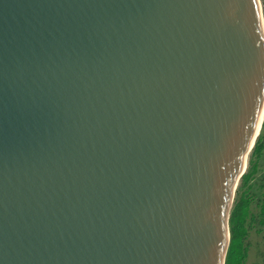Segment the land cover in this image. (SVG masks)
<instances>
[{"label": "water", "instance_id": "1", "mask_svg": "<svg viewBox=\"0 0 264 264\" xmlns=\"http://www.w3.org/2000/svg\"><path fill=\"white\" fill-rule=\"evenodd\" d=\"M263 122L260 0H0V264H225Z\"/></svg>", "mask_w": 264, "mask_h": 264}, {"label": "rangeland", "instance_id": "2", "mask_svg": "<svg viewBox=\"0 0 264 264\" xmlns=\"http://www.w3.org/2000/svg\"><path fill=\"white\" fill-rule=\"evenodd\" d=\"M260 6L262 9V17L264 22V0H260ZM262 128L256 141V143L258 142L257 144H259L257 153L255 154L254 146L248 156V164L245 171L246 174L249 171L252 162H255L257 170L249 182L251 210L253 212L254 220L250 223L248 237L245 241L248 248L246 264H264V223L261 222V220L264 218V128ZM241 184L242 179L239 181L237 186L233 207L235 206L237 198L239 197V189Z\"/></svg>", "mask_w": 264, "mask_h": 264}, {"label": "trees", "instance_id": "3", "mask_svg": "<svg viewBox=\"0 0 264 264\" xmlns=\"http://www.w3.org/2000/svg\"><path fill=\"white\" fill-rule=\"evenodd\" d=\"M257 143L255 145V154L259 147V144ZM256 170V164L255 162H252L249 171L241 178L242 184L239 189V197L231 211L229 220L231 237L225 264H246L248 248L245 241L248 237L250 223L254 220L253 212L251 210L249 182L253 178ZM261 222L264 223V218Z\"/></svg>", "mask_w": 264, "mask_h": 264}]
</instances>
